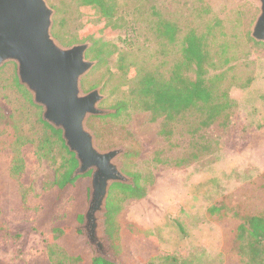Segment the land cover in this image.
Returning <instances> with one entry per match:
<instances>
[{
    "label": "rangeland",
    "instance_id": "rangeland-1",
    "mask_svg": "<svg viewBox=\"0 0 264 264\" xmlns=\"http://www.w3.org/2000/svg\"><path fill=\"white\" fill-rule=\"evenodd\" d=\"M47 1L55 10L52 33L63 46L92 43L87 59L97 63L83 76L82 88L85 92L101 88L104 98L99 106L114 110L87 120L96 146L100 150L121 147L124 152L117 161L122 171L132 184L138 182L145 190L144 196L122 202V194L110 188L108 199L112 196L114 204H121L119 220L135 224L143 233L139 242L128 245L123 257L118 256L106 231L105 214L108 239L98 252L118 263H123L121 258L138 259L139 252L153 253L156 248L161 255L186 256L198 264H242L237 256H228L226 251L236 222L226 217L222 220L220 216L227 214L210 213V208L219 201L226 204L222 206L225 209L237 203L249 209L264 206V192L259 187L264 173V42L251 36L259 14L257 2L115 0L117 13L109 18L97 5L83 0ZM214 18L223 21L231 36L238 35L242 52L249 47L251 51L247 61H240L236 72L242 78L251 76L252 81L247 88L233 87L231 94L238 105L226 128L212 127L191 137L180 123L167 135L162 133V119H153L150 112L134 110L111 116L115 115V101L129 86L127 78L135 73L133 51L140 52L138 48L146 46L149 66L160 55L169 64L179 54L176 42H180L184 32L192 26L203 27ZM162 20L175 21L181 28L176 44L167 48L162 45L166 38H160L147 26L155 27ZM132 25L137 27L138 40L134 44L129 31L124 32L126 26ZM247 36L255 43H247ZM94 41L97 47L104 45L101 62L92 54ZM0 101L4 103L0 110V147L14 146L20 155L26 153L18 166L11 163L10 149L1 158L16 171L15 177L27 180L22 181L20 189L0 184V202L9 209L0 222V260L8 264H45L42 255L47 251L51 227L61 220L75 222L72 214L83 208V203L77 202V189L89 184L90 173L80 175L51 215L52 189L63 170L61 163L66 152L44 125V109L20 83L14 61L0 67ZM200 141L205 148L200 147ZM2 171L0 180L5 170ZM157 234L161 235V242L156 240ZM59 242L72 252L84 253L88 260L91 250L96 255L85 231L83 241L73 234L63 236Z\"/></svg>",
    "mask_w": 264,
    "mask_h": 264
},
{
    "label": "trees",
    "instance_id": "trees-1",
    "mask_svg": "<svg viewBox=\"0 0 264 264\" xmlns=\"http://www.w3.org/2000/svg\"><path fill=\"white\" fill-rule=\"evenodd\" d=\"M83 1L97 5L106 17H114L117 13L115 0ZM147 26L150 30H154L160 38H166V42L162 43L165 48L175 43L178 40L177 35L181 32L179 24L175 21L162 20L155 27ZM127 28L128 26L124 32L128 34L127 31H129L131 44H134L138 40L137 27L132 25ZM246 42L255 43L250 36H247ZM176 43L179 47V54L169 64L165 56L160 55L156 57L157 62L149 66L150 60L146 54L148 49L146 46L139 47L140 52L133 51L132 54L136 55L132 60L135 73L131 76L132 78H127L129 86L115 101V115L111 116L118 117L134 110L150 112L153 119H162V133L167 135L172 134L173 128L180 123L186 127V132L191 137L201 135L212 127L226 128L238 105L231 94L233 87L247 88L252 81L251 76L242 78L236 72L240 61L248 60L251 53L250 47L242 52L238 45V35L231 36L219 18H214L203 27L192 26L184 32L180 42ZM102 47H104L102 44L101 47H97V41H94V47L91 50L95 58H100V62L103 61ZM140 53L142 55L137 56ZM3 108L4 103L0 101V110ZM43 123L51 130L57 143L66 152L61 163L63 170L53 185V191L51 190L53 203L49 210L52 215V210L57 203L63 199L69 188L75 186L76 180L81 176L74 175L78 161L74 153L65 146L61 130L55 129L45 121ZM199 145L202 148L206 147L201 141ZM6 149H10L8 151L13 166H18L21 159L23 160V154L26 155V153L20 155L14 146L0 147V170H3L2 173L5 170L0 184L7 183L12 188H17L25 179L15 177L16 171L12 169L13 167L10 169L1 158ZM130 155L131 150L128 156ZM195 156L198 155L195 154ZM183 161L184 159L178 162ZM6 170H10V173L8 174ZM8 176L10 178L6 179ZM85 177L88 181L89 174ZM259 187L264 192V173L261 176ZM111 188L122 194L120 199L122 202L131 197L140 198L145 194L144 187L138 182L134 184L115 183ZM77 191H79L77 202L83 203V208L72 214L75 218L73 224L61 220L51 227L47 251L42 255L45 264H198L186 256L161 255L156 248L153 249V253L139 252L138 259L135 258V260L124 261L121 258L123 263L112 262L102 255L97 256L93 250L89 254V260L84 253L70 251L59 242V239L65 235L75 234L83 241L82 223L88 206L89 184H85ZM111 197L107 201L106 231L118 256L123 257L127 253L129 244L133 245L140 241L139 236L143 230L133 223H122L119 220L121 204H114ZM222 206L226 204L219 201L210 208V213L225 212L226 216H220L222 220L226 217L236 222V228L231 233L229 249L226 250L227 255L237 256L242 264H264V206L255 209L246 208L244 204L238 203L233 206L227 205L226 209ZM8 210L7 206L0 202V222L6 218ZM46 231L43 233L46 234ZM156 240L161 242V235L157 234ZM0 264L8 263L0 260Z\"/></svg>",
    "mask_w": 264,
    "mask_h": 264
},
{
    "label": "water",
    "instance_id": "water-1",
    "mask_svg": "<svg viewBox=\"0 0 264 264\" xmlns=\"http://www.w3.org/2000/svg\"><path fill=\"white\" fill-rule=\"evenodd\" d=\"M255 1L259 14L251 36L264 42V0ZM54 13L47 0H0V67L8 61L17 63L20 83L43 107V119L61 130L66 146L74 153L78 161L74 175L90 173L82 229L100 256L98 248L108 239L105 214L110 188L115 183L132 181L117 161L123 149L100 150L95 134L87 126L90 116L114 111L99 106L104 98L101 88L87 92L82 88L83 76L97 63L87 59L92 43L63 46L52 33Z\"/></svg>",
    "mask_w": 264,
    "mask_h": 264
}]
</instances>
